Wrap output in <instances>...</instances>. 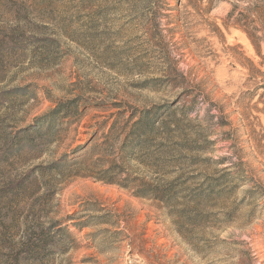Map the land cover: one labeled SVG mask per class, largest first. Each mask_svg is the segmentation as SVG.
<instances>
[{
  "label": "rangeland",
  "instance_id": "374dc122",
  "mask_svg": "<svg viewBox=\"0 0 264 264\" xmlns=\"http://www.w3.org/2000/svg\"><path fill=\"white\" fill-rule=\"evenodd\" d=\"M0 264H264V0H0Z\"/></svg>",
  "mask_w": 264,
  "mask_h": 264
},
{
  "label": "trees",
  "instance_id": "16d2710c",
  "mask_svg": "<svg viewBox=\"0 0 264 264\" xmlns=\"http://www.w3.org/2000/svg\"><path fill=\"white\" fill-rule=\"evenodd\" d=\"M36 255L38 254V253H35Z\"/></svg>",
  "mask_w": 264,
  "mask_h": 264
}]
</instances>
